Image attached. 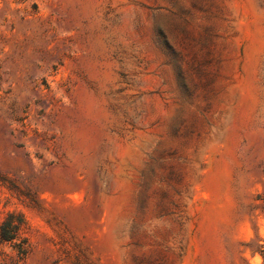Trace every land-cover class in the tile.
Masks as SVG:
<instances>
[{
    "label": "rangeland",
    "instance_id": "rangeland-1",
    "mask_svg": "<svg viewBox=\"0 0 264 264\" xmlns=\"http://www.w3.org/2000/svg\"><path fill=\"white\" fill-rule=\"evenodd\" d=\"M9 216L0 264H264V0H0Z\"/></svg>",
    "mask_w": 264,
    "mask_h": 264
},
{
    "label": "trees",
    "instance_id": "trees-1",
    "mask_svg": "<svg viewBox=\"0 0 264 264\" xmlns=\"http://www.w3.org/2000/svg\"><path fill=\"white\" fill-rule=\"evenodd\" d=\"M22 229V224H17L13 221V217L9 216L1 225H0V244L1 243H13L20 238V232ZM17 254L21 258H25L30 251L29 245L23 240L20 244H16Z\"/></svg>",
    "mask_w": 264,
    "mask_h": 264
}]
</instances>
